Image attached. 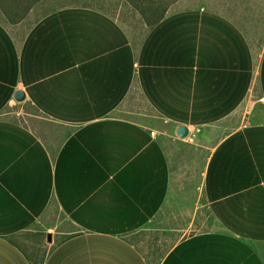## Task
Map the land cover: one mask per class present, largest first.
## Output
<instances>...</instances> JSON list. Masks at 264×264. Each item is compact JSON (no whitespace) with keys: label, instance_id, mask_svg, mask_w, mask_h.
Wrapping results in <instances>:
<instances>
[{"label":"crops","instance_id":"0c3cea01","mask_svg":"<svg viewBox=\"0 0 264 264\" xmlns=\"http://www.w3.org/2000/svg\"><path fill=\"white\" fill-rule=\"evenodd\" d=\"M145 1L0 0V264H264V0Z\"/></svg>","mask_w":264,"mask_h":264},{"label":"rangeland","instance_id":"374dc122","mask_svg":"<svg viewBox=\"0 0 264 264\" xmlns=\"http://www.w3.org/2000/svg\"><path fill=\"white\" fill-rule=\"evenodd\" d=\"M128 2H130V5L132 7V9L137 13L141 14V12L145 11L144 8L146 7V1L145 0H127ZM150 1L152 3H154V8H156V12L154 13V18L155 20L159 19L160 17H162L165 13V9L167 7V3L170 0H147ZM179 0H175V4L178 2ZM134 6V7H133Z\"/></svg>","mask_w":264,"mask_h":264},{"label":"water","instance_id":"95a60500","mask_svg":"<svg viewBox=\"0 0 264 264\" xmlns=\"http://www.w3.org/2000/svg\"><path fill=\"white\" fill-rule=\"evenodd\" d=\"M14 98H15L16 101L21 102V101L24 100L25 94H24L23 91L18 90V91L15 92ZM176 134H177L178 137L184 138V137L187 136L188 130H187V128L185 126H178V128L176 130ZM50 241H51V237L48 234L47 235V242H50Z\"/></svg>","mask_w":264,"mask_h":264}]
</instances>
